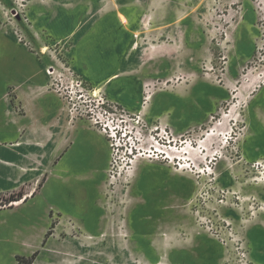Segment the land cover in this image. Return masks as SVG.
<instances>
[{"label":"rangeland","instance_id":"rangeland-1","mask_svg":"<svg viewBox=\"0 0 264 264\" xmlns=\"http://www.w3.org/2000/svg\"><path fill=\"white\" fill-rule=\"evenodd\" d=\"M38 1L41 6L34 8L31 0H1L0 31L15 41L16 33H23L33 50L39 48L43 65L54 68L47 89L58 96L68 118L71 109L72 122L82 119L89 124L88 118L80 117L89 100L72 94L71 81L79 77L94 93L99 90L118 104L120 115L109 120L127 130V139L120 145L105 135L110 163L101 190L105 217L97 236L77 243L78 233L58 227L54 212L47 237L67 242L63 250L52 248L47 263L205 264L211 259L212 264H264V85L249 98L241 97L248 93L245 86L264 75V0ZM105 3L113 7L99 12ZM102 25L126 37L121 51L129 69L116 79L124 80L125 87L104 88L116 76L97 86L74 62L73 54L82 53L74 48L76 40L88 42L89 34ZM0 42L3 66L34 63L11 39L2 36ZM93 48L99 56L104 52L99 46ZM98 61L87 57L84 65L94 79L109 69ZM132 83L136 84L133 93L127 90ZM62 91L75 105L66 106L59 95ZM148 92H152L149 99ZM159 92H166L163 98L177 101L179 108L169 107L161 117L149 119L145 103ZM136 94L141 113L119 102ZM51 102L57 103L52 97ZM92 111L98 114L97 109ZM219 120L224 123L220 131L231 126L225 137L228 143L224 153L209 162L212 172H205L206 160L196 165L182 149L204 139ZM126 140L127 146L136 147L132 157L123 154ZM157 141L172 152L161 153ZM183 165L188 167L182 169ZM158 180L151 192L141 196L139 182L146 192L149 183ZM152 198L154 208L147 207ZM143 223L153 224V230L142 231ZM183 252L190 255L187 260L174 257ZM59 259L64 261L58 263Z\"/></svg>","mask_w":264,"mask_h":264},{"label":"crops","instance_id":"crops-1","mask_svg":"<svg viewBox=\"0 0 264 264\" xmlns=\"http://www.w3.org/2000/svg\"><path fill=\"white\" fill-rule=\"evenodd\" d=\"M152 1L161 3V0ZM31 5L41 6L38 0H31ZM112 7L105 3L98 11ZM1 35L23 47L35 61L0 64V198L10 201L26 195L17 206L0 209V264H20L25 260L29 264H49L52 248L63 250L67 242V239L59 242L56 236L47 237L52 212L59 218L58 227L65 226V230L71 227L78 233L74 237L77 243L97 236L105 217L101 190L110 163V147L106 136L84 123L85 120L69 121L58 96L47 89L48 75L38 57L39 48L37 52L30 50L2 31ZM88 39V42L76 40L74 48H80L82 53L79 57L73 54L84 77L99 86L116 76L104 88L125 87L124 80L116 79L126 75L124 71L129 69L121 51L126 37L102 25ZM96 46L104 49L102 55L99 56V50L93 51ZM87 57L98 58L103 67L108 65L107 73L94 79L84 67ZM103 77L106 78L99 81ZM116 82L119 83L114 85ZM130 86L127 90L135 92L136 84ZM164 93H157L153 101L145 103L149 119L161 117L169 107L179 108L177 101L164 99ZM51 97L57 101L55 105ZM119 102L130 111L141 110L138 94L125 96ZM143 189V182H139L138 192L145 193ZM143 225L142 231L154 228L153 224ZM46 244L48 249L43 251ZM179 255L176 259L187 260L190 256L185 252ZM63 261L59 259L58 263ZM207 263L212 264V260L208 259Z\"/></svg>","mask_w":264,"mask_h":264},{"label":"built area","instance_id":"built-area-1","mask_svg":"<svg viewBox=\"0 0 264 264\" xmlns=\"http://www.w3.org/2000/svg\"><path fill=\"white\" fill-rule=\"evenodd\" d=\"M2 4L3 3L0 0V5H2ZM12 10H14V9H12ZM16 37H17L18 42H22L23 45H25L27 48H29L31 50L34 49L31 41H28L23 33H21V34L16 33ZM38 53H40L39 50H38ZM45 72L48 76H50L54 73V68L51 65H46L45 66ZM50 86H51V83L48 85V87H50ZM71 87L73 88V91H72L73 95H76L78 93L80 97L82 96L83 98L89 100V104L86 105V107L89 106L88 110L86 108H84L83 110L81 109L82 112L80 113V117L88 118L89 119L88 122H89L91 127H93L96 131L100 132L101 134L106 135L108 138L111 139V141H114L117 139L119 145H120V140L127 139L126 138L127 137V130H125V129L122 130V128L118 127V125H114L112 120L111 121L109 120V117L113 118V116L120 115L119 106L115 101L104 98L103 94H101L99 92V90L96 93H94V89L89 88L87 86V83H85L84 80L79 78V77H76L75 79H73L71 81ZM53 90H55V89H53ZM59 95L62 97L63 102L66 104L67 107L69 106V104L75 105V104H72L73 102H71L73 98L71 96H67L66 92L62 91V93ZM144 102H145V100H144ZM91 107H93V108H91ZM92 109L98 110V114L96 116L90 114V112H93ZM70 110L68 112L69 121H73L74 115L72 114V112ZM139 112L141 113V110ZM127 119L130 121L134 120V118H127ZM135 122L137 123L138 120H135ZM133 124H134L133 122L130 123L131 126H133ZM164 131H165V129H164ZM165 138H166V141H168L169 137L165 136ZM145 141H147V140H145ZM128 142H129V140H128ZM157 142L159 143V141H157ZM112 144H113V142H110V146ZM124 144H125V146H124L125 150L123 151L124 156L132 157L134 152L136 151V147L134 145L127 146V140L124 141ZM107 171H109V170H107ZM25 197H26V195H23L22 198H19L17 200H10V201H6V200L0 198V209L8 208L11 206L12 207L17 206L19 204V202H22V200ZM52 215L54 216V212H52Z\"/></svg>","mask_w":264,"mask_h":264},{"label":"bare ground","instance_id":"bare-ground-1","mask_svg":"<svg viewBox=\"0 0 264 264\" xmlns=\"http://www.w3.org/2000/svg\"><path fill=\"white\" fill-rule=\"evenodd\" d=\"M263 85H264V75L259 77V79L254 80L253 83H251L250 85L245 86V88L246 87L248 88V93L245 96L241 95V97H243V99L249 98L252 93L259 90ZM150 94H151V92H148L146 97L150 98L151 97ZM229 116L230 115L226 114L224 117H229ZM230 120H232V118ZM223 125H224V123L221 120L215 122V125L211 129H209L207 132H205L206 137L204 139L201 138L200 140H198L196 145L192 144L193 147L190 144H186V146H184L182 149V151L184 152L185 155L188 154L189 156H191V158L193 160H195L196 165H197V161L206 160L208 168L205 170V172L208 171V169L210 172H212L211 171L212 169L209 166V162L214 161L216 159V156L218 153L223 154L224 149L227 146L228 142L225 141V137L228 134V131L231 130V126H228L226 128V131L225 130L220 131V130H222V128H220V127H223ZM219 137H221V138H219ZM215 143H217V145H214ZM157 144H158L157 150H159L161 153H171L172 152V151L169 152L168 149L167 150L164 149V147L159 145V143H157ZM244 150H243V152H244ZM173 151H176V150H173ZM244 154H245V152H244ZM142 155H144L145 157L148 156L149 158H153V159L158 158V155H151V154H147V153L142 154ZM204 156H206V159L204 158ZM139 157H140V155H137L133 161H136ZM210 157H212L211 160H209ZM222 157H223V155L217 157V159L218 158L221 159ZM182 167H183L182 169H184L185 167H188V166L183 165ZM199 172H201L200 169H199Z\"/></svg>","mask_w":264,"mask_h":264},{"label":"flooded vegetation","instance_id":"flooded-vegetation-1","mask_svg":"<svg viewBox=\"0 0 264 264\" xmlns=\"http://www.w3.org/2000/svg\"><path fill=\"white\" fill-rule=\"evenodd\" d=\"M150 95H152V92H151ZM161 180H162V179H161ZM161 180L150 182L147 191H146L145 193H140V194H142L141 196L147 194L148 192H151L152 187H153L156 183L160 182ZM174 186L180 191V189L176 186L175 183H174ZM138 191H139V190H138ZM181 193H182V192H181ZM154 206H155V198H152V199L150 200L149 205H148L147 207H152V208H154ZM174 257H176V256H174Z\"/></svg>","mask_w":264,"mask_h":264}]
</instances>
